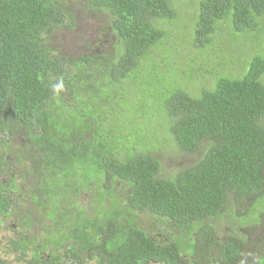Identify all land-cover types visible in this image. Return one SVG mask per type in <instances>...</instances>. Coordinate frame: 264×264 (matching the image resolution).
Segmentation results:
<instances>
[{"label":"trees","instance_id":"trees-1","mask_svg":"<svg viewBox=\"0 0 264 264\" xmlns=\"http://www.w3.org/2000/svg\"><path fill=\"white\" fill-rule=\"evenodd\" d=\"M64 1L0 0V164L26 165L18 201L0 189V221L18 225L0 264H264V59L245 70L241 50L225 60L233 72L198 91L200 69L160 27L176 18L172 0H87L108 17L109 38L95 42L107 48L70 58L47 47L75 27ZM263 17L264 0H198L189 45L206 48L220 22L234 43ZM163 76L190 89L158 102L140 90ZM161 142L202 157L164 173ZM10 143L19 149L6 156ZM230 201L241 231L217 239L210 223ZM144 216L183 236L149 235ZM27 233L48 240L49 257L29 251Z\"/></svg>","mask_w":264,"mask_h":264},{"label":"rangeland","instance_id":"rangeland-1","mask_svg":"<svg viewBox=\"0 0 264 264\" xmlns=\"http://www.w3.org/2000/svg\"><path fill=\"white\" fill-rule=\"evenodd\" d=\"M197 1L198 0H172V8L174 9L173 11H175L176 18L169 24H161L160 27L169 33L166 39V44L176 43L177 46L174 45V49L179 51L180 62H184V57L186 55L189 57L191 56L190 58L193 59L191 66L200 69L198 75L202 79V84H199L197 87V90L200 91L204 86L210 87L214 84L213 82L216 78L220 77L221 72H233V70L229 69L232 68L231 63H225V60L229 56H235L239 61L238 57L241 56L240 51L242 50L241 53L243 52L245 55L241 61H244L243 64H245V70L252 58L259 57L264 59V17L256 21L255 28L252 31L235 34L238 38L236 40L233 39L234 43H232V39H230L233 37V34L229 32L228 23H217L216 30L211 36L213 41H211L204 49H196L191 47L189 42L191 39L190 32L193 26ZM61 6L73 15L75 19V27L64 32H57L56 35L50 38L47 47L58 49L63 52L62 54L66 56L68 55L70 58H76L77 56H81L82 52L86 50V48L88 49L89 46L94 48L98 37L104 34L102 37L109 38L108 35H106L108 27L107 15L98 10L90 9L87 0H66ZM179 28L180 35H182L183 38L179 36ZM103 45L104 46L100 48L95 47L96 52H99L100 50L105 51L107 46L105 44ZM188 48L190 51L187 54L186 50ZM149 56L156 57L154 49L150 52ZM233 57L232 61L235 62ZM187 67L188 65H186L184 69ZM242 69H244V66ZM237 72L241 73L239 66L237 67ZM190 73L194 74L191 71ZM195 73L197 74V72ZM227 74L232 75L229 73ZM198 75L194 77H197ZM188 82H183L180 78L174 79L170 76L164 78L163 76L158 79V83L154 85L145 80L144 85H141L140 90L146 92L148 95H152L158 102V100L166 94H162V91H165L166 88H169L172 91L179 90L185 93L186 91L188 92V89H190ZM261 82L264 85V76ZM191 94L192 93L189 95ZM148 103L149 111L157 107L156 103ZM262 125L264 126V119L262 120ZM160 149L162 150V153L158 158L161 162L162 171L167 174L194 164L202 157L201 152L203 150V148H200L198 152L192 154L180 153L175 149L169 148L167 144L164 145L162 142ZM259 208L257 211L259 210L260 212L261 209ZM233 209L235 208L232 207L230 201L222 216L216 218L210 223L215 231L217 239H222V237L227 236L228 233H240L241 228L239 224L232 221L233 212H235ZM256 215L258 214L253 215L254 221L256 220ZM138 224L144 226L149 235L161 240H170L174 238L180 239L183 236L178 228L170 224L158 222L147 216L138 220ZM243 230L250 232L252 228H242V231ZM4 259L5 264H16L15 260L11 257H4Z\"/></svg>","mask_w":264,"mask_h":264},{"label":"flooded vegetation","instance_id":"flooded-vegetation-1","mask_svg":"<svg viewBox=\"0 0 264 264\" xmlns=\"http://www.w3.org/2000/svg\"><path fill=\"white\" fill-rule=\"evenodd\" d=\"M2 149V148H0ZM4 149L8 150H14L17 151L19 148L16 146V144H11L10 146L4 147ZM6 156H12V151L9 154H6ZM3 164H0V167H3V172L0 171V189H3L8 193L9 197H12V200L18 201V198L20 196H17L19 192H23L19 186L24 182V179L22 177L23 169L25 168V164H18L16 160H8V158H5ZM21 191H19V190ZM21 198V197H20ZM1 220V219H0ZM18 225H17V217L8 218L5 221H0V244L3 245V242L8 239L7 237L15 236L18 231ZM3 237V240L1 239ZM47 238H49L48 235H46ZM6 238V239H5ZM26 238L30 240V244L28 245L29 251L33 254L34 247L41 249L38 253L42 256L49 257L50 250V244L48 240L45 241V238L43 236L42 238L37 242L38 245L35 244L34 238L30 234H26ZM23 240H25L24 237H22ZM54 247V245L52 246ZM51 247V249H52ZM63 250L61 249L59 252H57V255L60 256L63 254ZM55 253V252H54ZM67 260V257H66ZM153 264V263H152Z\"/></svg>","mask_w":264,"mask_h":264}]
</instances>
